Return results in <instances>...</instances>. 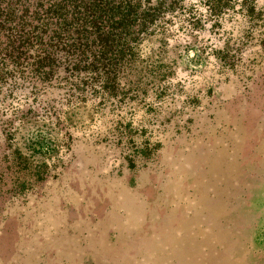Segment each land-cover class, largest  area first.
I'll return each mask as SVG.
<instances>
[{
	"label": "rangeland",
	"instance_id": "374dc122",
	"mask_svg": "<svg viewBox=\"0 0 264 264\" xmlns=\"http://www.w3.org/2000/svg\"><path fill=\"white\" fill-rule=\"evenodd\" d=\"M231 26L212 43L237 46L233 69L194 44L165 49L176 121L190 123L134 174L83 150L80 169L38 179L44 167L1 142L0 264H264V42L240 17ZM158 47L151 37L143 56Z\"/></svg>",
	"mask_w": 264,
	"mask_h": 264
},
{
	"label": "trees",
	"instance_id": "16d2710c",
	"mask_svg": "<svg viewBox=\"0 0 264 264\" xmlns=\"http://www.w3.org/2000/svg\"><path fill=\"white\" fill-rule=\"evenodd\" d=\"M236 17L264 42V0H0V145L21 167L38 161V179L80 169L83 150L134 174L190 123L176 121L165 49L194 44L218 72L233 69L237 46L212 41ZM151 37L161 54L144 57Z\"/></svg>",
	"mask_w": 264,
	"mask_h": 264
}]
</instances>
